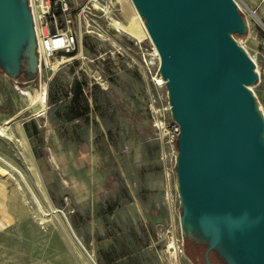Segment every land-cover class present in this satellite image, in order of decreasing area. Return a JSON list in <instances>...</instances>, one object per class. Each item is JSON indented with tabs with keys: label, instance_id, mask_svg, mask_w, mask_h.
Listing matches in <instances>:
<instances>
[{
	"label": "rangeland",
	"instance_id": "rangeland-1",
	"mask_svg": "<svg viewBox=\"0 0 264 264\" xmlns=\"http://www.w3.org/2000/svg\"><path fill=\"white\" fill-rule=\"evenodd\" d=\"M235 1L246 29L231 37L261 75L249 91L264 122V0ZM112 5L101 22L112 24L109 39L85 35L78 54L52 58L33 80L0 69V115L10 118L13 136L0 135V157L22 169L45 212L0 160V264H94L62 213L96 264H206L209 244L181 229L179 149L159 136L149 110L159 92L144 77L135 44H150L145 20L132 0ZM76 83L90 109L85 121L71 111ZM43 88L38 114L29 93ZM156 143L170 160L163 178L147 151ZM210 261L230 264L218 251Z\"/></svg>",
	"mask_w": 264,
	"mask_h": 264
},
{
	"label": "water",
	"instance_id": "water-1",
	"mask_svg": "<svg viewBox=\"0 0 264 264\" xmlns=\"http://www.w3.org/2000/svg\"><path fill=\"white\" fill-rule=\"evenodd\" d=\"M132 2L160 53L181 126L177 169L184 220L215 238L206 264L218 245L236 264H264V122L247 88L259 76L231 37L246 29L235 0ZM38 65L27 0H0V69L33 80Z\"/></svg>",
	"mask_w": 264,
	"mask_h": 264
},
{
	"label": "built area",
	"instance_id": "built-area-1",
	"mask_svg": "<svg viewBox=\"0 0 264 264\" xmlns=\"http://www.w3.org/2000/svg\"><path fill=\"white\" fill-rule=\"evenodd\" d=\"M235 2L242 14V8ZM27 3L36 34L39 75L52 58L78 54L85 35L110 38L112 24L106 27L101 22L113 14L115 6L112 0H27ZM135 41L140 45L144 77L151 88L159 92V95L151 97L149 104L153 125L176 154L182 132L174 118L167 83L161 72L160 53L152 41L149 46H143L142 41L136 38ZM2 107L0 101V112Z\"/></svg>",
	"mask_w": 264,
	"mask_h": 264
},
{
	"label": "bare ground",
	"instance_id": "bare-ground-1",
	"mask_svg": "<svg viewBox=\"0 0 264 264\" xmlns=\"http://www.w3.org/2000/svg\"><path fill=\"white\" fill-rule=\"evenodd\" d=\"M137 10V8H136ZM138 11V10H137ZM139 16L141 17L139 11H138ZM142 19V17H141ZM144 27L146 29V32L148 34V30H147V23L144 21ZM149 35V34H148ZM242 50L251 58V56L249 55V53L246 51V49L244 47H241ZM252 59V58H251ZM253 60V59H252ZM257 73V75L259 76V78H261L260 73H258L257 69L255 71ZM255 85H250L247 88L251 91L252 88ZM30 96H32L31 98H33L36 102V105H40L42 106L43 110L40 111L39 113L44 111V107L43 104L45 102L46 99V94H45V89L43 88V90L41 91H36L34 94L29 93ZM259 106L257 105V110L259 111ZM38 113V114H39ZM1 161H3L2 159H0ZM176 160H178V156H176ZM4 163V161H3ZM7 164V163H6ZM14 167V166H13ZM9 168L12 172H14L16 175H18L19 178L22 179V181L24 182V184L26 185V188L28 190V192L31 194V196H33L35 203L37 204V206L39 207V209L43 212V214H45L44 210L42 209L41 203L39 202V199L37 198V196L35 195V193L33 192L32 188L30 187V185L27 183L24 175L17 170L16 168ZM6 172V171H5ZM178 190H179V186H178ZM183 233L187 234L190 237H194L195 239H197L200 242H206L208 244H212L215 241V238L211 237L210 235L204 233V232H199L191 223L188 222H184L183 226L181 227ZM177 241V240H176ZM171 249L176 252L177 249H175V245L170 246ZM179 250V247H178ZM225 259H227L229 261L230 264H236L234 262V260L232 259V257L230 256V254L227 252V250L222 246V245H218L217 249H216Z\"/></svg>",
	"mask_w": 264,
	"mask_h": 264
},
{
	"label": "crops",
	"instance_id": "crops-1",
	"mask_svg": "<svg viewBox=\"0 0 264 264\" xmlns=\"http://www.w3.org/2000/svg\"><path fill=\"white\" fill-rule=\"evenodd\" d=\"M245 1L254 2L256 0H245ZM34 105L35 104H32V106H34ZM9 122H10V118L6 117L4 114L0 115V135L1 136H7L8 135L9 138H13V136L7 132V126L9 125ZM161 148H162V146L160 144L156 143V144H154V148L152 150L148 149L147 151L151 152V154L155 157L154 162H153V163L156 164L155 169L157 171H159V172H162V174H163L162 178H163L165 175H167V173L169 171L170 160H168L169 157L168 158H166V157L164 158V156L162 155V152H161ZM0 159H2L4 161V164L6 165V167L8 169L14 166L13 168H16L17 170H19L23 174L22 169L20 167L9 163L8 161L4 160L1 157H0ZM167 163H169V166H168ZM155 164H153V165H155Z\"/></svg>",
	"mask_w": 264,
	"mask_h": 264
},
{
	"label": "trees",
	"instance_id": "trees-1",
	"mask_svg": "<svg viewBox=\"0 0 264 264\" xmlns=\"http://www.w3.org/2000/svg\"><path fill=\"white\" fill-rule=\"evenodd\" d=\"M83 88L84 87L82 83H76L75 87L73 88L71 111L75 118L85 121L88 118L90 109L86 104Z\"/></svg>",
	"mask_w": 264,
	"mask_h": 264
}]
</instances>
